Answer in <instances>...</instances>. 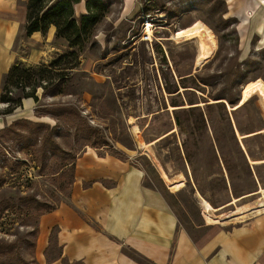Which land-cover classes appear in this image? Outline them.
I'll list each match as a JSON object with an SVG mask.
<instances>
[{
    "label": "rangeland",
    "instance_id": "374dc122",
    "mask_svg": "<svg viewBox=\"0 0 264 264\" xmlns=\"http://www.w3.org/2000/svg\"><path fill=\"white\" fill-rule=\"evenodd\" d=\"M93 3L102 6L99 22L78 53L77 67L56 87L37 80L33 111L21 105L31 89L19 85L8 89L20 105H0V118L13 120L0 130V264H37L38 218L68 203L74 163L87 148L141 168L145 184L161 190L179 225L191 234L196 226L211 224L197 192L217 208L264 188V164L249 163L264 160V134L241 140L236 135L264 129V102L255 96L232 111L249 84H264V47L255 40L241 43L239 0L230 5L227 0H138L130 15L122 13L121 0ZM147 24L152 40L145 37ZM196 28L214 51L194 70L197 40L176 43L172 36ZM21 29L12 66L48 67L71 51L64 41H53L42 62L38 51L44 40L32 45ZM219 99L227 104H216ZM197 104L202 105L189 109ZM169 106L177 109L171 112ZM160 137L148 150L168 177H179L172 184L162 180L143 148Z\"/></svg>",
    "mask_w": 264,
    "mask_h": 264
},
{
    "label": "crops",
    "instance_id": "0c3cea01",
    "mask_svg": "<svg viewBox=\"0 0 264 264\" xmlns=\"http://www.w3.org/2000/svg\"><path fill=\"white\" fill-rule=\"evenodd\" d=\"M86 1L74 5L76 17L88 14ZM121 1L122 13L132 14L138 0ZM27 3L0 0V92L20 27L25 34ZM239 3L241 43L255 40L264 47V0ZM26 38L36 46L44 40L38 51L42 62L52 42L60 41L54 27ZM21 105L29 112L35 108L32 98ZM12 121L0 118V130ZM73 172L68 203L38 218L37 264H264V211L238 223L196 226L191 234L179 225L161 190L145 184V172L127 160L87 148Z\"/></svg>",
    "mask_w": 264,
    "mask_h": 264
},
{
    "label": "trees",
    "instance_id": "16d2710c",
    "mask_svg": "<svg viewBox=\"0 0 264 264\" xmlns=\"http://www.w3.org/2000/svg\"><path fill=\"white\" fill-rule=\"evenodd\" d=\"M93 1H86L87 15L76 17L74 5L79 0H28L25 36L29 37L35 32L45 35L50 27H54L55 38L63 40L66 48L71 51L53 61L48 67H35L26 71L20 69L18 63L14 64L4 76L3 94L0 97L1 103L20 105V98L14 101L9 97L11 93L8 89L9 85L30 88V93L23 95L22 98L37 100L35 88L41 86L39 84L35 85L37 80L44 81L46 86L56 87L63 80L67 71H71L77 67L78 53L92 36V28L99 22V14L97 12L102 9V6L95 5ZM228 102L233 104L231 100ZM210 105L207 104V106ZM192 108L198 107H190L189 109ZM176 122L178 123V119H176ZM233 141L235 147L238 148L239 145L235 138ZM53 209L51 208L46 212Z\"/></svg>",
    "mask_w": 264,
    "mask_h": 264
},
{
    "label": "bare ground",
    "instance_id": "6f19581e",
    "mask_svg": "<svg viewBox=\"0 0 264 264\" xmlns=\"http://www.w3.org/2000/svg\"><path fill=\"white\" fill-rule=\"evenodd\" d=\"M150 25L147 24L146 26V40H152V33L150 30ZM197 40V54L194 59V70L199 68L203 63L207 62L212 56H213V51L214 48L210 44V42L207 40L205 34L203 31L199 30L198 28L192 29V30H185V31H180L177 35L172 36L173 42L176 43H183L191 40ZM259 96L262 101L264 102V84L261 82H252L249 84L245 89L243 93V97L240 100L239 104L232 109V111L236 110L238 107H242L245 105L248 101H250L253 97ZM257 98V97H256ZM213 103V101H211ZM202 105V104H200ZM199 105V106H200ZM185 108L188 107V105L184 106ZM168 109L172 112L174 109H177V107H171L169 106ZM176 131V128L172 129L169 133H174ZM132 132L136 137H138V128L136 125H133L132 127ZM168 133V134H169ZM165 134L164 136L168 135ZM257 134H264V129L253 132L249 135H240L236 131L237 138L241 140L244 137L251 136V135H257ZM134 136V137H135ZM162 136V137H164ZM162 137L150 142L143 144L144 151L147 153L148 158L152 161L156 171L160 174L162 180L166 184H172L176 182L179 177L177 178H170L168 175L165 173L163 170L161 164L159 161L155 158V156L148 150V147L155 142H157L159 139ZM141 143V142H140ZM249 163L251 165H263L264 160H251L249 159ZM258 196L255 201L252 203L248 204H242L238 205L237 203L241 201L242 199H246L252 196ZM196 197L200 203L201 209L203 211V214L208 217L209 221L211 224L215 223H225L226 221H235L236 223L241 222L248 217L254 216L261 214L264 211V188L259 187L254 193L245 195L240 198H232L230 202H228L226 205L214 208L210 205V203L205 200L198 192L196 193ZM233 206L232 210L226 211V212H221L223 209ZM233 223V222H232Z\"/></svg>",
    "mask_w": 264,
    "mask_h": 264
},
{
    "label": "water",
    "instance_id": "95a60500",
    "mask_svg": "<svg viewBox=\"0 0 264 264\" xmlns=\"http://www.w3.org/2000/svg\"><path fill=\"white\" fill-rule=\"evenodd\" d=\"M191 90V89H190ZM239 99H241V96H240V98ZM239 101L240 100H238V102L237 103H239ZM216 103H224V104H227L226 103V101L225 100H223V99H219L218 100V102H216ZM237 103L234 105V106H236L237 105ZM234 106H232V108L234 107ZM195 107H199V105L197 104V105H195ZM235 130V129H234ZM240 142V141H239ZM241 143V142H240ZM246 158H248V157H246Z\"/></svg>",
    "mask_w": 264,
    "mask_h": 264
}]
</instances>
